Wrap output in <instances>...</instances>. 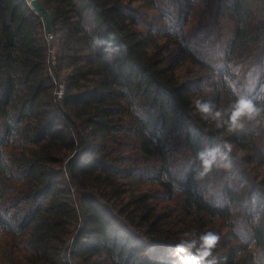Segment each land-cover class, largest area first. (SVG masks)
<instances>
[{"label":"trees","instance_id":"trees-1","mask_svg":"<svg viewBox=\"0 0 264 264\" xmlns=\"http://www.w3.org/2000/svg\"><path fill=\"white\" fill-rule=\"evenodd\" d=\"M42 1L53 38L29 0H0V264H173L206 232L216 264H264V0ZM241 95L257 112L239 128L195 107Z\"/></svg>","mask_w":264,"mask_h":264},{"label":"clouds","instance_id":"clouds-1","mask_svg":"<svg viewBox=\"0 0 264 264\" xmlns=\"http://www.w3.org/2000/svg\"><path fill=\"white\" fill-rule=\"evenodd\" d=\"M91 45L93 50L103 49L107 60H111L119 52V48L112 39L94 37ZM195 107L203 118L217 121L220 127L227 125L229 128L242 127V118H251L257 112L252 101L242 95L236 99L229 114L216 109L210 102L197 101ZM226 147L227 144L223 146V148ZM223 148L218 145L197 153V160L205 171L210 170L217 163L218 157L224 154ZM185 235L187 236V234ZM218 239L219 237L212 232L203 233L198 238L184 239L170 250L169 255L173 257V264H216L209 257L212 255V249Z\"/></svg>","mask_w":264,"mask_h":264},{"label":"rangeland","instance_id":"rangeland-1","mask_svg":"<svg viewBox=\"0 0 264 264\" xmlns=\"http://www.w3.org/2000/svg\"><path fill=\"white\" fill-rule=\"evenodd\" d=\"M194 17H195V15H194ZM196 24V22H194L193 24H192V26L193 25H195ZM191 31H194L195 29L194 28H191L190 29ZM227 36V35H226ZM192 39H195V40H197L198 39V37H196V33H193L192 34V36H190ZM221 44L222 43H224L225 42V39L224 38H222L221 39ZM219 42V43H220ZM199 43V42H198ZM210 50L208 49V48H205V51L204 52H202L206 57H208V55H209V52ZM54 52V51H53ZM54 54H55V52H54ZM250 91V88L248 89V92ZM247 92V91H246ZM247 94V93H246ZM228 108H230L231 110H232V106L231 105H229V107ZM177 157L179 158V161L176 163H174L175 164V166L177 165L178 167L177 168H179L182 172H184L186 169H187V165H188V163H190L189 161H187V158L186 159H184V157H185V154H182V153H179L178 155H177ZM177 172H179V171H177ZM182 175H183V173H181ZM181 174H179V175H181ZM220 183L221 182H219L218 184L220 185ZM218 184H207V181H203L202 182V186H204V188H208V189H210V191H212L213 193L215 192V195H216V200L217 201H222V200H224L223 198H221L222 196H221V190H220V187H219V185ZM222 184V183H221ZM177 193H176V195H178V190L176 191ZM160 196H161V200H159V199H157V200H155V202L158 204L159 203V206H158V208H159V213H161L163 216H164V218L165 219H167V221L171 224V227H172V230H174L175 232L176 231H180V230H186V226H185V224H184V222H183V218H182V215H178V213L177 212H175L176 211V209L178 208V205H177V203H175V201H173V199H171V200H168V199H163V196H164V192H161L160 193ZM214 196V194L212 195V197ZM221 196V197H220Z\"/></svg>","mask_w":264,"mask_h":264},{"label":"water","instance_id":"water-1","mask_svg":"<svg viewBox=\"0 0 264 264\" xmlns=\"http://www.w3.org/2000/svg\"><path fill=\"white\" fill-rule=\"evenodd\" d=\"M29 5L36 13L41 15L42 19L45 22L47 32L51 35V38H53L54 25L52 12L45 5V3H43L42 0H29Z\"/></svg>","mask_w":264,"mask_h":264},{"label":"built area","instance_id":"built-area-1","mask_svg":"<svg viewBox=\"0 0 264 264\" xmlns=\"http://www.w3.org/2000/svg\"><path fill=\"white\" fill-rule=\"evenodd\" d=\"M57 93H58L59 97L63 96V94H64V85L63 84L60 85V89L57 91Z\"/></svg>","mask_w":264,"mask_h":264}]
</instances>
